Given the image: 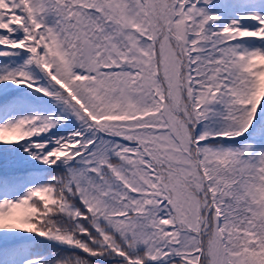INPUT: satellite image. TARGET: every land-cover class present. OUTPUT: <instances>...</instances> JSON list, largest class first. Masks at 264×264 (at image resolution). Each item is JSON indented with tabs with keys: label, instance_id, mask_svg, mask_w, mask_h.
Segmentation results:
<instances>
[{
	"label": "snow or ice",
	"instance_id": "obj_1",
	"mask_svg": "<svg viewBox=\"0 0 264 264\" xmlns=\"http://www.w3.org/2000/svg\"><path fill=\"white\" fill-rule=\"evenodd\" d=\"M0 264H264V0H0Z\"/></svg>",
	"mask_w": 264,
	"mask_h": 264
}]
</instances>
